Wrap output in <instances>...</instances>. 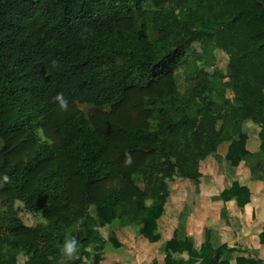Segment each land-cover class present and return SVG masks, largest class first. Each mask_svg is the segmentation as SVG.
Here are the masks:
<instances>
[{
    "label": "trees",
    "instance_id": "16d2710c",
    "mask_svg": "<svg viewBox=\"0 0 264 264\" xmlns=\"http://www.w3.org/2000/svg\"><path fill=\"white\" fill-rule=\"evenodd\" d=\"M222 143L226 185L211 200L242 208L239 165L264 181V0H0V264H100L122 245L100 232L114 220L160 240L169 183L198 185ZM17 203L42 221L25 224ZM186 217L153 264H230L238 248L212 228L195 247Z\"/></svg>",
    "mask_w": 264,
    "mask_h": 264
},
{
    "label": "rangeland",
    "instance_id": "374dc122",
    "mask_svg": "<svg viewBox=\"0 0 264 264\" xmlns=\"http://www.w3.org/2000/svg\"><path fill=\"white\" fill-rule=\"evenodd\" d=\"M198 46L199 45L195 43L193 45V48L198 49ZM214 53L215 65L218 68L224 70L227 64L226 55L220 50H216ZM207 71L212 73L214 71V68L207 67ZM243 124V130L250 137V141L253 142V139H255V141L257 142V131L259 127L251 120H248ZM226 145L227 143H222L214 156L212 155L209 159L201 162L200 170L202 171V177L199 179L198 185L188 179L180 178H176L169 183V188H171L170 198L166 209L167 213L159 223V228L164 234V237L172 232L171 230L174 226V219L176 218L179 211H186L187 216L192 211V216L189 221L190 224H193V226L191 227L193 233L199 232V230H195V225L202 226V223H210V221H208L206 218L207 214H204L202 211L213 212L215 210L214 208L205 210L204 208H208V206L203 207V205L207 203V201H205L204 199L210 198V193H216L221 190V188H223V185H226V180L224 178L225 175L222 171V168L224 166L223 156L226 151ZM246 167L242 166L240 170L238 169L239 172L237 170V174L242 183H244V181H247V178H249L248 181H250V177L248 174L249 170L247 171ZM16 205L19 209L18 215L25 224L34 225L42 221V218L40 216L27 212L20 203H17ZM236 209L239 212L241 211V208H238L237 206ZM215 226H217V224ZM111 231H114L117 234V238L122 245L118 249H115L109 243H107L106 248L103 252L104 259L100 262V264H150L152 260V254L157 256H160L162 254L160 251L161 245H149L147 244L148 241L144 242V239H142L143 237L139 233H137V227L135 226L121 228L120 224L115 221L111 225L100 228V232L105 239ZM138 234L141 237H139ZM196 240L198 242H201L203 240V234L200 233L198 237L196 235ZM129 257H134V260L131 262V259ZM24 260V256L20 254L19 261L23 263Z\"/></svg>",
    "mask_w": 264,
    "mask_h": 264
},
{
    "label": "crops",
    "instance_id": "0c3cea01",
    "mask_svg": "<svg viewBox=\"0 0 264 264\" xmlns=\"http://www.w3.org/2000/svg\"><path fill=\"white\" fill-rule=\"evenodd\" d=\"M259 132V129L257 133ZM247 134V133H246ZM258 136V134H257ZM253 139V142L250 141V137L248 136L247 140V149L251 152H255L258 150L260 141L258 143ZM242 166L246 167L245 165H239L238 169L242 168ZM238 170V172H239ZM246 170L248 171V168L246 167ZM249 174V171H248ZM249 178H247V181H244L242 183L240 181V178L238 176V181L242 185H245L249 188L250 190V199L249 201L240 209L241 211H237L236 209V202L234 199L228 200V201H213L211 200V196L217 195L221 190H219L216 193H210V198L204 199L207 201L203 207L208 206V208H204L205 210H208L209 208H214L215 211H202L206 215V218L208 221H210L209 224L202 223V226L195 225L194 228L195 230H199L197 233H193L191 230V227L193 224H190L189 219L192 216V211L188 216L186 217L185 220V230L188 235H190L193 238V243L195 247H199V245L202 243L198 242L196 240V235L200 233L203 234V239H204V230L206 228H212L213 230H216L219 233L220 236V241L222 243H225L228 247H235L238 248L234 253H233V259L230 261V264H235V259L238 257H250L258 260V264H264V244L261 243L259 239V233H261L264 230V181L263 180H251L248 181ZM177 183V182H176ZM171 188V187H170ZM178 192V190H177ZM170 198V190H169V197L168 200L165 204V210L161 217L158 219V229L161 234L160 240L156 242H149L147 244H162L163 241L168 240L172 237L174 229L177 227L178 224V215L183 212L179 211L176 218L174 219V226L172 227V232H170L169 235L164 237V234L162 233L161 229L159 228V223L163 219L164 216H166V209H167V204L169 202ZM207 198V197H205ZM203 200V201H204ZM224 208L225 211V216L222 217V212L221 209ZM239 208V207H238ZM192 210V209H191ZM215 217H213V216ZM212 217V219H211ZM119 222V220H114V222ZM113 222V223H114ZM112 223V224H113ZM217 224V226H215ZM197 226V227H196ZM121 228H128V226H122L120 224ZM138 233V232H137ZM116 234V233H115ZM194 234V235H193ZM117 236V234H116ZM139 236V234H138ZM141 237V236H139ZM164 237V238H163ZM144 242L147 241L144 237ZM146 244V245H147ZM159 245V246H160ZM146 247V246H144ZM162 254L160 256L153 255L152 254V260L150 264H153V261H157V263L163 262L164 259V253L161 252ZM182 258H186L187 255L186 253H183L180 255ZM160 257V258H159ZM131 259V262L134 260V257H129ZM104 259V258H103ZM103 261V260H102ZM198 264V263H197Z\"/></svg>",
    "mask_w": 264,
    "mask_h": 264
},
{
    "label": "clouds",
    "instance_id": "9594fccd",
    "mask_svg": "<svg viewBox=\"0 0 264 264\" xmlns=\"http://www.w3.org/2000/svg\"><path fill=\"white\" fill-rule=\"evenodd\" d=\"M55 100L59 103L61 110L67 111L68 110V102L64 98L63 94H57L55 97ZM128 163L131 162V158L129 157L127 160ZM9 177L7 175L3 176V181L4 183L9 182ZM2 186V185H0ZM79 242L75 239H67L65 240L63 247L61 249L62 255L67 259V260H75L78 259V252H79Z\"/></svg>",
    "mask_w": 264,
    "mask_h": 264
}]
</instances>
